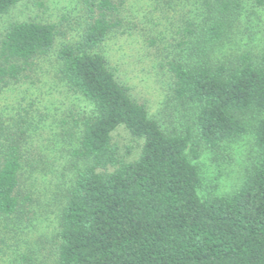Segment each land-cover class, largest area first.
<instances>
[{
  "label": "trees",
  "instance_id": "16d2710c",
  "mask_svg": "<svg viewBox=\"0 0 264 264\" xmlns=\"http://www.w3.org/2000/svg\"><path fill=\"white\" fill-rule=\"evenodd\" d=\"M19 1L0 0V15ZM149 1L150 14L137 18L125 12L127 0H86L79 41L57 50L59 79L89 109L70 126L79 133L70 155L83 165L58 198L52 264H264V51L255 59L249 49L223 48L240 29L243 0ZM154 17L171 28H155ZM132 29L161 56L169 97L189 122L182 131L162 129L101 50ZM59 32L55 23H10L0 38V88L31 77ZM10 111L0 110V220L19 222L31 219L24 182L39 124L21 102ZM248 112L252 166L232 193L200 196L197 145L216 148L244 134ZM119 125L143 140L132 161L111 143Z\"/></svg>",
  "mask_w": 264,
  "mask_h": 264
},
{
  "label": "rangeland",
  "instance_id": "374dc122",
  "mask_svg": "<svg viewBox=\"0 0 264 264\" xmlns=\"http://www.w3.org/2000/svg\"><path fill=\"white\" fill-rule=\"evenodd\" d=\"M85 1L20 0L0 15V38L10 23L23 20L55 23L60 30L52 49L34 60L35 66L29 71L31 77L21 84L0 88L3 114L10 113L11 106L21 102L39 124L32 128L30 161L34 166L26 171L24 182L32 198L31 219L0 220V264H52L55 257L53 240L61 204L58 198L68 186L74 168L83 165L70 155L79 135L78 129L70 126L72 118H78L89 109V104L59 79L56 53L63 43L79 41L86 16ZM152 7L149 0H127L125 12H137L140 18L143 11L150 14L147 11ZM240 17V29L223 48L249 49L256 59L264 51V0H243ZM154 18L158 24L155 28L162 29L165 24L171 28L162 17ZM101 50L118 80L129 87L130 95L145 105L149 116L156 119L162 129L182 131L183 126L189 124L181 107L169 97V78L159 66L161 56L154 54V48L135 29L110 36ZM252 115L251 112L246 114L248 130L244 134L216 148L202 142L197 145L199 155L192 158V162L202 179L198 189L200 196L232 193L240 185L257 153ZM191 134L196 141L195 130L192 129ZM142 142L132 137L123 125L111 133L112 145L126 162L138 157ZM110 170L111 167L107 171Z\"/></svg>",
  "mask_w": 264,
  "mask_h": 264
}]
</instances>
